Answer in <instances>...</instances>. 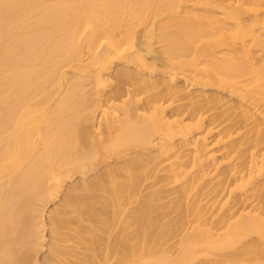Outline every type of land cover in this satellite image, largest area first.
I'll return each instance as SVG.
<instances>
[{"label":"bare ground","instance_id":"bare-ground-1","mask_svg":"<svg viewBox=\"0 0 264 264\" xmlns=\"http://www.w3.org/2000/svg\"><path fill=\"white\" fill-rule=\"evenodd\" d=\"M123 48L135 71H112ZM261 54L264 0H0V264H264ZM152 160L166 188L108 233ZM161 198L173 251L150 230Z\"/></svg>","mask_w":264,"mask_h":264},{"label":"rangeland","instance_id":"rangeland-1","mask_svg":"<svg viewBox=\"0 0 264 264\" xmlns=\"http://www.w3.org/2000/svg\"><path fill=\"white\" fill-rule=\"evenodd\" d=\"M37 10V11H36ZM36 13H35V12ZM38 13V9H35V10H33V12L32 13H30L29 15H35V14H37ZM160 14H162V13H160ZM159 13H158V15H160ZM156 16V18L157 19H161V20H163L164 19V22L163 21H160V22H157V19L156 18H154V21H155V23L157 22V24H159V23H162L163 22V25H164V23H165V25L167 24V21H168V17H164V18H162L161 16ZM28 15H25L24 16V18H26ZM164 16V15H163ZM159 17H161V18H159ZM167 18V19H166ZM167 21H166V20ZM153 21V20H152ZM157 24H154L155 26H156V28H158V26H160V25H157ZM169 24V23H168ZM150 27V25L148 26V27H146L144 24H140V25H138L137 26V29L140 31V32H142L143 33V31H144V28L146 29H148ZM157 30V31H156ZM155 30V36H154V39H153V41H154V45H156V48L157 49H159V51H160V53L162 54V56H163V58L165 57H167V56H165V55H167L166 54V52H165V46H163V44L162 43H164L165 41L164 40H162L161 38H162V36H163V34H166V31H167V29L166 28H164L163 30H161V31H158V29H156ZM160 30V29H159ZM157 34H159L158 36H157ZM162 34V36H160ZM160 36V37H159ZM159 37V38H158ZM161 39V40H160ZM157 40V41H156ZM160 40V41H159ZM159 42V43H158ZM157 43V44H156ZM166 43V42H165ZM164 43V44H165ZM160 45H162V46H160ZM158 46H160V48L158 47ZM102 48V47H101ZM254 48H256V47H254ZM126 49L125 48H123V49H121V50H119L118 52H110V53H108V55L107 56H117V58H119L120 60H117V61H115L114 62V64H113V66H112V71H115L116 69H118V67L119 68H126L127 70H132V71H135V68H134V66H133V64H131V63H129V64H124L123 62H122V59H127V57H128V54L126 53V51H125ZM163 50V51H162ZM163 53H165V54H163ZM256 55H259V52H257L256 53ZM112 56V57H113ZM261 58H264V54H261ZM264 60V59H263ZM47 62V61H46ZM48 63V62H47ZM259 64H261V63H258V65H256V66H259ZM68 68H66V66L65 67H63L62 68V71H63V76H62V78L60 79V80H58V81H60V83H61V86H63V89L65 90V89H69L68 87L69 86H71V79H70V76L69 75H66L65 73H67V71L70 69L69 68V66H67ZM83 75H81V76H78L79 77V80H80V84H79V94L82 96V97H84L83 96V93H85L86 91H88L89 89H91V88H93V82L91 83V79L92 78H90V76H83ZM51 79H48L47 81H46V84H48L49 83V85H50V83H51ZM57 81V82H58ZM109 83H110V85H114L115 84V81H114V78H112L111 77V79H109ZM180 83H181V81H180ZM56 85H57V83H56ZM58 85H60L59 84V82H58ZM92 86V87H91ZM86 90V91H85ZM113 91V90H112ZM112 91H109V93H111ZM92 98H90V100H91ZM57 103V99H53L51 102H50V104H48V106L46 105L44 108L45 109H43L42 111H41V113H40V116L42 115H44V114H46V113H49L50 111H51V108H53L54 106L53 105H55ZM49 111V112H48ZM85 127L87 128V130H89L90 128H91V126H90V124L88 125V124H86L85 125ZM93 128H91V130H92ZM99 150L102 152L103 151V149L102 148H99ZM99 161V162H98ZM97 161V163L95 164V168H99V169H103V168H106V167H112V166H116V165H118V164H116L115 163V161H114V157L112 156V155H110V154H106L105 156H103L101 159H99ZM99 163V164H98ZM116 164V165H115ZM97 165V166H96ZM161 165L160 164H158V162L156 161V160H152V161H150V162H148L147 164H146V166L144 167V173H145V175L144 176H142V178L139 180V183H138V185H137V187H136V189H135V191H134V195L132 196V197H130V198H128V199H123V200H121L120 201V216H119V219H117L116 221H115V224H112V226L110 227V229H111V231L110 232H108V233H115L116 231H117V226L119 227V224H120V220L122 219L123 221H124V225H126L127 227L125 228V235H126V233L127 234H130V231H131V226L129 227V221H128V215H129V213H130V211H131V209L135 206V203L137 202V200L140 198V197H142V196H145L146 195V191H147V189H149V188H145L149 183H151V182H157V184L155 185V186H153V187H150V189H152V188H158V189H164V188H166L165 186H163V181H160V177L162 176V174H163V171H160V170H156L154 173H153V170L154 169H158L159 167H160ZM102 167V168H101ZM151 168H153V170L151 171ZM90 172H92V171H90ZM89 172V173H90ZM94 192H96V193H101V191H99V190H95ZM172 200V199H171ZM170 200V201H171ZM57 201V200H56ZM167 201V198H161V199H159V200H155L154 202H153V209H152V213H151V216H150V218H151V220H152V222H153V224L150 226V230L152 231V233H153V236H154V238H159V240H162V241H165L166 242V244H168V247H167V245L165 244L164 246H163V248H165V247H167V248H165L166 250H169V251H173V250H175V248L178 246L177 244H176V242H177V240H178V237H179V231H178V228H177V226H176V223H175V221L177 222L178 221V218L179 217H177V216H179L180 215V212H178V210H174L172 207L170 208V206H169V204H171L169 201V203H167L166 202ZM173 202V201H172ZM58 204V201L53 205L52 203L51 204H48V209L50 210V208L52 209V208H54V206L55 207H59L60 208V206H56ZM50 205V206H49ZM53 205V206H52ZM108 210H109V212L105 215L106 217H108V216H110L111 214H110V211H111V207H108ZM171 210H173V211H177V212H173V211H171ZM178 213H179V215H178ZM121 227V226H120ZM129 232V233H128ZM124 234H122V235H124ZM157 236V237H156ZM69 243H71V242H69ZM163 248H161V249H163ZM90 253V252H89ZM174 255V254H173Z\"/></svg>","mask_w":264,"mask_h":264}]
</instances>
